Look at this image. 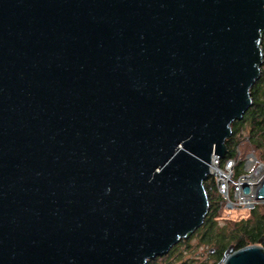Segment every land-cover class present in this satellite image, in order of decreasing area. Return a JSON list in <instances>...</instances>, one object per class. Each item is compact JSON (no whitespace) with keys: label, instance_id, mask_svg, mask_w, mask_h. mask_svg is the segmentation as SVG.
Returning a JSON list of instances; mask_svg holds the SVG:
<instances>
[{"label":"water","instance_id":"95a60500","mask_svg":"<svg viewBox=\"0 0 264 264\" xmlns=\"http://www.w3.org/2000/svg\"><path fill=\"white\" fill-rule=\"evenodd\" d=\"M263 35L264 0H0V264H147L193 234Z\"/></svg>","mask_w":264,"mask_h":264},{"label":"trees","instance_id":"16d2710c","mask_svg":"<svg viewBox=\"0 0 264 264\" xmlns=\"http://www.w3.org/2000/svg\"><path fill=\"white\" fill-rule=\"evenodd\" d=\"M261 46L264 61L263 42ZM260 70L262 72L260 78L250 89V96L252 98L251 107L246 111L240 121L231 124V136L225 141L227 157L233 155L234 150L232 148L239 144L238 137H241L245 126L250 129L248 132V143L253 146L254 150L261 146L260 141L264 139L263 137L260 139L258 137L259 133L264 131L263 91L259 94L262 78H264V62ZM203 185L209 202L208 212L203 224L193 234L189 235L188 238L181 240L175 245L170 253L162 257L165 258L164 264H208L207 260L195 263L192 259H180L178 261V258H174L175 260L171 257L169 258L176 246H191L190 243L193 240H196L199 246H210L211 249L207 251L209 259H212L213 262L210 264H217L227 247L232 246L234 250H238L247 246L258 245L260 238L264 236V205L255 206L250 209L245 218L238 221L223 220L224 223L221 225L218 221L224 212L219 208L218 196L213 195L215 193L214 185L209 179ZM176 261L178 262L175 263Z\"/></svg>","mask_w":264,"mask_h":264},{"label":"built area","instance_id":"2783aa9c","mask_svg":"<svg viewBox=\"0 0 264 264\" xmlns=\"http://www.w3.org/2000/svg\"><path fill=\"white\" fill-rule=\"evenodd\" d=\"M239 155L236 148L231 157H219L216 171L209 173L219 208L225 211L249 210L264 204V200L255 199L256 191L264 182V162L253 154H247L243 159Z\"/></svg>","mask_w":264,"mask_h":264},{"label":"rangeland","instance_id":"374dc122","mask_svg":"<svg viewBox=\"0 0 264 264\" xmlns=\"http://www.w3.org/2000/svg\"><path fill=\"white\" fill-rule=\"evenodd\" d=\"M262 42L264 44V36L262 38ZM261 48H262V46H261ZM262 88H263V94H264L263 84H262V87L260 88L259 94H261ZM249 130L250 129L247 126H245V129L242 131L241 137H238L239 144L237 146H234L232 149L236 150V148H237V150L240 152V155H239L240 159H243L247 154H253L260 162H264V139H262L260 141L261 146L258 149L254 150L253 146L249 145V143H248V135H249L248 132H249ZM258 137H259V139L261 137L264 138V131L260 132ZM208 179L210 182H212L211 177H208ZM213 195L217 196L216 191ZM249 211H250V209L249 210H235V211L223 210L224 213H222L221 219H219L218 222L222 225L224 223L223 220L238 221L242 218H245L247 215V212H249ZM190 245L191 246H176V248L170 254L169 258L170 257L172 259L178 258V261L180 259H183V260L192 259V260H194L195 263L196 262L200 263V262L207 260L208 264L213 263L212 259H209L208 252H207L209 249H211L210 246H199L197 244L196 240L191 241ZM263 246L264 245H262V247ZM178 261H176L175 263H177ZM164 262H165V258L158 257L152 261H149L147 264H164Z\"/></svg>","mask_w":264,"mask_h":264},{"label":"flooded vegetation","instance_id":"af4514ba","mask_svg":"<svg viewBox=\"0 0 264 264\" xmlns=\"http://www.w3.org/2000/svg\"><path fill=\"white\" fill-rule=\"evenodd\" d=\"M264 62V61H263ZM262 74V72H261ZM262 84H264V78H262ZM262 84H261V87H262ZM264 87V86H263ZM262 91H263V88H262Z\"/></svg>","mask_w":264,"mask_h":264},{"label":"bare ground","instance_id":"6f19581e","mask_svg":"<svg viewBox=\"0 0 264 264\" xmlns=\"http://www.w3.org/2000/svg\"><path fill=\"white\" fill-rule=\"evenodd\" d=\"M262 205H264V204H262ZM256 206H260V205H256ZM254 207H255V206H254ZM254 207H253V208H254Z\"/></svg>","mask_w":264,"mask_h":264}]
</instances>
